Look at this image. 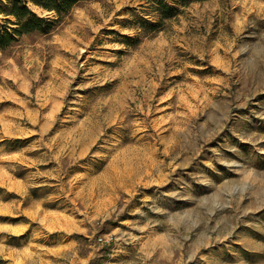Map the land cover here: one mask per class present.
Listing matches in <instances>:
<instances>
[{
    "label": "rangeland",
    "instance_id": "rangeland-1",
    "mask_svg": "<svg viewBox=\"0 0 264 264\" xmlns=\"http://www.w3.org/2000/svg\"><path fill=\"white\" fill-rule=\"evenodd\" d=\"M166 1L0 47V264H264V0Z\"/></svg>",
    "mask_w": 264,
    "mask_h": 264
},
{
    "label": "trees",
    "instance_id": "trees-1",
    "mask_svg": "<svg viewBox=\"0 0 264 264\" xmlns=\"http://www.w3.org/2000/svg\"><path fill=\"white\" fill-rule=\"evenodd\" d=\"M30 1L62 16L80 0H1L0 10L5 18L0 21V47L9 46L17 36L24 33L34 30L46 32L53 26L54 21L37 14L29 5ZM154 2L158 3V7L155 9L161 15H173L174 7L166 0H154ZM146 23L151 26L154 24V22L147 19Z\"/></svg>",
    "mask_w": 264,
    "mask_h": 264
},
{
    "label": "built area",
    "instance_id": "built-area-1",
    "mask_svg": "<svg viewBox=\"0 0 264 264\" xmlns=\"http://www.w3.org/2000/svg\"><path fill=\"white\" fill-rule=\"evenodd\" d=\"M99 239H100V240H104V238H103V237H100Z\"/></svg>",
    "mask_w": 264,
    "mask_h": 264
}]
</instances>
